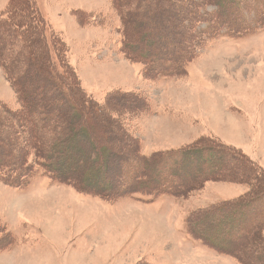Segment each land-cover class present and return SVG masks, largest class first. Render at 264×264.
<instances>
[{
	"label": "rangeland",
	"instance_id": "rangeland-1",
	"mask_svg": "<svg viewBox=\"0 0 264 264\" xmlns=\"http://www.w3.org/2000/svg\"><path fill=\"white\" fill-rule=\"evenodd\" d=\"M16 1L0 0V20L6 17L12 24L26 23L31 12L37 9L46 41L52 32L58 38L56 49L48 52L49 59L61 73L68 99L80 103H75L72 109L64 98L65 106L50 99L51 93L61 96L45 76L42 64L46 53L36 43L40 35L33 29L27 38L17 25L14 26L16 36H21L17 43L12 41L10 48L15 47L0 61V101L18 110L21 108L19 93L23 104L36 110L33 115L21 116L42 127L37 131L41 139L35 138V143L46 150L57 145V149L62 148L65 159L62 162L61 158L59 165L63 163L65 175L80 177L76 168L85 162L88 156H84L85 152L90 154L94 150L98 154L103 147L110 150L109 159L124 155L140 164L142 155L187 149L192 145L208 146L212 147V151L207 150L212 162L198 172L194 167V176L200 175L196 178L200 182L179 197L140 195L136 199L83 193L73 182L54 183L33 163L27 184L21 182V187H13L0 181L1 235H14V247L22 241L37 246L38 257L31 260L38 264L48 260H54L52 264H239L234 256L209 249L198 238H190L185 224L193 214L246 198L252 189L264 185V177L263 182L257 183L243 163L239 173V166L235 167L238 162L221 153L222 146H228L264 169V8L260 11L262 24L255 22L253 13H247L252 30L230 37L223 29H214L216 25L211 21L204 22L212 10L209 5L200 9L198 16L193 17L191 12L189 18L184 15L187 19L180 21L173 14L191 11L194 0H176L180 8L173 6L174 0H124V8L131 6L132 9L127 16L128 28H134L131 37L139 40L140 49L148 48V44L142 46L141 42H158L155 39L161 34L178 36L179 26L200 36L207 25L212 27L206 32L209 35L206 42L199 43L192 59L189 55L191 60L186 63L185 71L154 78L145 75L146 68L138 62L122 57L119 46L123 11L117 12L114 0H28L31 7L24 14ZM254 3L264 6V0ZM83 11L93 12L95 18ZM211 31L215 36H210ZM26 49L31 56L26 55ZM13 61L12 75L20 76L15 86L7 70ZM136 97L147 100L144 106L147 110ZM79 106L88 110L83 111ZM2 115L0 120L9 122ZM11 124L13 129L0 130V134L10 137L12 152L16 153L28 141L32 145L23 126L18 129L14 128L15 122ZM83 127L84 135L80 133ZM30 160L34 161L31 157ZM213 172L227 173L230 178H221L218 174L206 177L205 174ZM160 173L164 178L165 172ZM247 174L249 178H245ZM13 190L21 192L13 193ZM261 201L247 211L251 218L254 211L257 217L260 215L258 221H264V209L260 211L257 207L264 205V194ZM211 214L217 219L220 210ZM203 223L204 220L200 224ZM215 229L212 227L213 232ZM241 231L252 230L238 229V233ZM260 232L253 239L257 247L264 246V229ZM47 239L59 247L53 249ZM237 244L239 247L241 243ZM3 247L0 264H9L10 257H4ZM23 250L24 246L19 255ZM257 252V259L252 257L250 262L264 264V256L259 257L264 251Z\"/></svg>",
	"mask_w": 264,
	"mask_h": 264
},
{
	"label": "trees",
	"instance_id": "trees-1",
	"mask_svg": "<svg viewBox=\"0 0 264 264\" xmlns=\"http://www.w3.org/2000/svg\"><path fill=\"white\" fill-rule=\"evenodd\" d=\"M28 2V0L16 1L17 5L21 4V6H19L22 9V13L27 12L31 7ZM254 2L255 0H194V6L191 8V11L187 12L189 10L188 9L185 10V12H182V14L176 12V14L173 15L176 19L185 21L187 17L189 18L191 12H194L192 16L196 17L199 15L200 9L206 5H209L212 7V10H210V14L206 15L204 22L206 21L209 23L211 21L214 25H216V28L214 29H223L228 36L237 37L252 30L253 28L247 20V13H253L255 16V22L257 24H262L260 21L262 18L260 11L262 12L264 6L260 3ZM175 3L176 0L172 2V4H174L173 6L175 8H180L177 7L178 4ZM113 5L117 6V12L123 11V34L121 44L119 46L121 55L130 62H138L144 66V68H146V70L143 71L144 74L151 75L154 78L169 77L171 74L177 75L182 71H185L184 67L187 65L186 63H188L193 58L194 51L199 46V43L206 42V39L209 37L206 32L212 30V27H209L207 24L206 29L208 30L205 29L202 33V36H200L198 33L192 35V33L187 32L184 28H180V26L177 29V34H179L178 36L170 33L169 36H167L165 33L166 31L162 30L161 32L166 36L161 34L158 39H155L158 40V42H155L154 40H152L150 43L147 41H144L145 43L141 42V44H148V48L140 49L138 41L131 37L133 34L132 30L134 28H128L129 23L127 22V16L132 10L130 8L131 6L128 8L126 6L124 8V0H114ZM84 13H86V15L92 19L95 18V16H93V12ZM151 13L150 15H152ZM184 15L187 17H184ZM15 25H17L18 29L20 28V33H24V35L27 34V38L30 37L31 34H29V32L33 29L36 31V33H39L40 38L36 41V43L42 45L44 54L46 53V60L43 59L42 64L43 70L46 72L45 76L47 80L55 87L57 94L62 97L61 99V97H56L55 93H51L50 99H53V102L63 103V106H65L63 101L66 99V104H68L69 107L73 109L75 103H80V101L76 102L73 101L72 98V101L68 99L69 92L64 86L61 73L57 70L56 66L51 62L48 56V52L51 48L56 49L58 38L55 36V33L52 32L49 36L51 37L50 42L49 37L46 41L45 35L43 34L40 27L43 25V20L37 9H34L31 12V15L27 18L26 23L20 22L18 24H12L11 20H7L6 17L0 20V61H2L1 59L6 58V54L9 49H13L15 47L14 45L12 48H10L12 41L14 40L17 43L18 36H21L20 34L16 36L18 32H16L17 29H15ZM25 28L27 29L25 30ZM157 30L160 31L159 29ZM204 35L206 37H204ZM210 36H215L213 31H211ZM145 38L149 39V36ZM26 51L27 56L32 55V53L27 49ZM189 55L192 56L191 59L189 58ZM7 66V70L12 77L11 82L15 86V83H17L18 77L20 76L12 75L13 70H15L14 61ZM79 82L82 84L80 80ZM19 95L20 94L18 93V100L21 103V108L18 110H12L7 103L0 101L2 102L0 103V116L5 114L9 119V122L6 123H4L3 120H0V130L13 129L11 124V121H13L16 124L14 128L17 127L18 129H21L23 126V129L28 132V136L31 139L30 141H32V145L28 141V144L27 142L23 143L24 145L21 144V146L18 147V151L16 153L12 152L10 146V137L4 138L3 133L0 134V181L6 185L21 187V182L26 183L29 177L32 176L33 163H35L38 165V168L41 169L42 173H45V175L52 182L62 184L73 182L76 185L78 184L80 191L83 193H98V195H109L110 197H115L117 195L128 197L133 195H149L155 198L164 194L179 197L181 196L182 192L195 186L197 182H200L199 180H196V178H200V175L194 176V167L197 169V163L199 166L197 169L198 172L200 168L203 167L204 169L212 162L208 155L209 152H207V150L212 151V147H196L192 145L187 149L181 148L172 151H158L157 153L142 155L141 157L138 156L140 157V164H137L134 158L127 159L124 158V155H121L120 157L114 159L118 161L113 164L112 161L114 160L109 159L110 150L103 147L104 150H101L98 154L94 150H92V153L90 154H87V151L85 152L84 156L86 157L88 155L85 159V162H83L81 167L77 166L76 168V171L80 172V177H77L75 174L65 175V173L62 172L63 163L61 164V167L59 165L60 159L62 158V162L64 161L63 159H65L62 148L57 149V145L56 147H51L50 150H46L44 146H39L34 142L35 138L41 139V135L38 134V132L42 130V127H40V125H35V123H33L31 120H25L22 118V114L33 115L36 110L32 107L31 109H28L27 106L23 104V96ZM62 95H64V97ZM135 99L138 102L142 101V108L145 106V103L147 106V100L144 98L136 97ZM131 101L133 100L131 99ZM48 103H50V101H48ZM148 104L150 105V103ZM80 108H82L83 111L87 109L86 107ZM144 108V110H147L146 107ZM138 110H140V108L136 111ZM75 123L77 122L75 121ZM72 130H74V128ZM83 130L84 127L83 129H80V133L82 135H84ZM87 141L90 142L89 138ZM60 143L63 147V142ZM222 147H224V152H221L223 155L238 162V164L235 165V167L239 166L238 170H240L241 163H243L244 165H247V172L256 178L257 183L260 181L263 182V180H261L264 177V169L262 167L258 166L254 162L247 161L244 157H241L242 155L239 156V153H236L234 150H232L233 148L228 146ZM4 148H7L9 151H5ZM66 153L67 157L69 156L70 158L68 150ZM66 153L64 152V154ZM30 157L33 158L34 161H31ZM194 159L197 160V162L196 164L194 163V165L192 164V166L191 163L195 161ZM138 165H140L139 168ZM232 166H234V164H232ZM161 171L165 172L164 178H161ZM231 172L233 171L231 170ZM240 172L242 173L241 170L239 173ZM217 174L219 175L218 177L221 178H230V175L223 172H213L205 175L209 178L213 176L217 177ZM244 174L246 173L244 172ZM247 177L249 178L248 174L245 176V178ZM263 194L264 185H262L260 188L252 189V192L246 198L239 199L234 202H224L225 204L223 203L215 205L210 209H206V211L200 212L199 214H193L187 219V223L185 224L186 231L191 237L201 240L200 242H203V244L209 249L214 251L216 249L218 252H225L229 255H232L238 260L239 264H252L250 259L252 257H257V251H264V246L257 247L258 245L253 241V239L259 236L261 229H264V221H258L261 216L258 214L259 216L257 217L255 211L253 213V218L248 215L247 211H250L252 206H256L259 202H262L261 195ZM257 207L260 211L264 209V205ZM218 210H220V215L216 219L215 215L212 216L211 213ZM247 217L251 218L248 223L246 222L248 220ZM202 220H204L203 225L200 224ZM212 227H216V232H213ZM241 228L251 229L252 231L249 233H244L243 231L238 233V229ZM1 232H3L2 229H0V235ZM5 232L8 233L6 228ZM235 232L237 233L235 234ZM254 235H256V237ZM4 239H6V242ZM12 243V236H0V249L3 247V245V248L7 249ZM237 243H241L239 244V247ZM235 245H237V247ZM245 247L248 249H245ZM244 249L246 250L245 252ZM262 256H264V252L259 254L260 258H262Z\"/></svg>",
	"mask_w": 264,
	"mask_h": 264
},
{
	"label": "crops",
	"instance_id": "crops-1",
	"mask_svg": "<svg viewBox=\"0 0 264 264\" xmlns=\"http://www.w3.org/2000/svg\"><path fill=\"white\" fill-rule=\"evenodd\" d=\"M81 77V75H80ZM1 100V99H0ZM21 192L20 190H13V193ZM18 216V215H17ZM17 218V217H16ZM29 221L23 220V223H27L30 227H33L34 225H30L28 223ZM46 239V238H45ZM47 244L53 247V249L59 247V245H56L53 243V241H50L49 239L46 240ZM22 246H24V250L22 251V254L19 255V251L22 250ZM37 246H30L29 244H26L22 241L20 246H15L10 249L2 251L3 254H5L4 257H10L9 258V264H38L36 260L32 261L31 258L35 257L37 255L36 252ZM20 249V250H19ZM52 264L55 263L54 260H48L43 264Z\"/></svg>",
	"mask_w": 264,
	"mask_h": 264
},
{
	"label": "bare ground",
	"instance_id": "bare-ground-1",
	"mask_svg": "<svg viewBox=\"0 0 264 264\" xmlns=\"http://www.w3.org/2000/svg\"><path fill=\"white\" fill-rule=\"evenodd\" d=\"M166 6V5H165ZM173 18V17H172ZM168 30H169V32H171V30H170V28H168ZM138 42H139V40H138ZM142 46H143V44H142ZM136 47V46H135ZM176 47V46H175ZM178 57V56H177ZM190 160V159H189ZM195 160V159H194ZM193 160V161H194ZM192 161V160H191ZM196 163V162H195ZM192 164V163H191ZM193 165H194V163H193ZM197 167L196 168H198V165H196ZM193 168V167H192ZM200 171V170H199ZM196 172H197V169H196ZM152 181V180H151ZM148 183V182H147ZM152 183V182H151ZM209 225V224H208ZM248 227V226H247ZM233 247V246H232Z\"/></svg>",
	"mask_w": 264,
	"mask_h": 264
}]
</instances>
